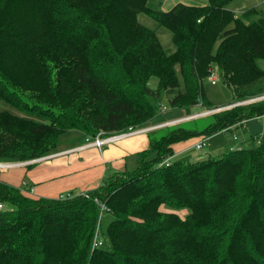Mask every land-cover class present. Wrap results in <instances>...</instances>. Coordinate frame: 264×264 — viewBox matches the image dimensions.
Here are the masks:
<instances>
[{"label": "trees", "instance_id": "1", "mask_svg": "<svg viewBox=\"0 0 264 264\" xmlns=\"http://www.w3.org/2000/svg\"><path fill=\"white\" fill-rule=\"evenodd\" d=\"M229 1L161 10L147 0H0V101L43 119L1 109L0 161L53 153L68 129L108 136L147 126L162 91L173 105L208 106L202 80L212 68L236 100L264 91L251 88L264 78V13L237 15ZM138 13L170 31L173 50ZM210 115L197 128L160 126L134 168L84 192L32 197L0 181V202L14 206L0 209V264H264V137L172 159L177 142L263 116L264 99ZM104 211L112 218L101 230ZM96 229L103 243L92 248Z\"/></svg>", "mask_w": 264, "mask_h": 264}, {"label": "rangeland", "instance_id": "2", "mask_svg": "<svg viewBox=\"0 0 264 264\" xmlns=\"http://www.w3.org/2000/svg\"><path fill=\"white\" fill-rule=\"evenodd\" d=\"M207 0H147V4L155 9H161V10H167L171 8L176 3H185V4H192V5H202L205 4ZM226 7L230 8L234 11L235 14L241 15L246 9H249L251 7H254L258 12L262 11L264 13V1L262 0H230ZM260 13L252 12L250 15V20L256 19ZM137 20L144 26H147L148 28H151L154 30L155 34L158 37V40L162 46V48L170 52L174 49V45L171 41V33L168 29L158 25L150 16H148L145 13H138L137 14ZM258 66L264 71V58H259L257 60ZM175 69L178 70V66H175ZM212 73L215 74L214 79H210L208 76L203 78L202 84L205 90V97L208 102V106H205L203 104L199 105H192V106H182L179 105H173L168 102V97L164 92L162 91L159 96L153 97L150 100L152 103L157 107L158 113L154 116L152 120H150L147 124V126H144L142 128L138 129H132L134 132L133 134H129L127 136H124L119 139H124L123 142L127 140H131L132 142H129L128 144L132 147L139 148L140 150L143 148H146L148 146V141L151 136L156 135L157 133L164 131L165 129H159L160 126L168 125L165 122H180L183 121L181 124L184 125L187 128H197L203 126L205 123L209 122L211 120V115L213 110L216 108H219L221 106H225V108L233 107L235 105H241L243 104V101H247L250 99H253L261 94L264 93V91L259 92L256 95L251 96H245L242 99L236 100V94L231 86L227 85L223 79L221 74L219 73L218 69L212 68ZM179 76V75H178ZM180 86L181 87V78L179 79ZM156 82L155 77H151L149 84H154ZM264 88V78H260L257 80L251 88H257V87ZM169 96V95H168ZM240 103V104H237ZM157 104V105H156ZM164 105V109H160V106ZM208 108V109H207ZM1 109H8L11 112L21 115L23 117H31L32 119L42 121L43 119L40 117H37L36 115H31L25 111H20L16 109L13 106H10L2 101H0V110ZM212 110V111H210ZM177 116V117H176ZM171 117H175L170 119ZM257 117V116H255ZM185 120V121H184ZM247 121V120H246ZM150 126H154L149 128ZM244 126V127H242ZM242 126L236 127L233 131L236 133V135H240V140H246V143H244L243 147H248L253 145L257 142V140H260L264 137V118L261 117L260 119H249L248 122H244ZM167 127V126H165ZM135 128V127H133ZM158 129V130H157ZM129 130V128H128ZM131 130V131H132ZM149 131V132H147ZM152 131V132H151ZM232 131V132H233ZM232 132H225L219 134H212L209 138L205 140L204 146L202 148L197 149L192 145H188L184 149L180 150V152L174 153L172 155V159H199L201 157L207 156L209 154L211 155H219L222 154L224 151L228 150L230 148V145L234 144L235 141L232 139ZM255 136V139L252 140L250 137L251 135ZM93 136H87L82 131L78 129H68L62 132L57 137L56 146L54 150L58 149H66L68 147H72L78 144H84L87 139L92 140ZM102 137V136H101ZM87 138V139H86ZM117 139V140H119ZM115 140V141H117ZM190 140V139H187ZM113 142V141H107ZM190 143V142H189ZM188 143V144H189ZM235 147V146H233ZM53 151V150H52ZM54 153V152H53ZM52 153H48L46 155H49ZM43 155V156H46ZM135 155V154H134ZM40 156V157H43ZM136 156V155H135ZM40 157H37L39 160ZM137 158V157H136ZM35 161V160H34ZM33 162V161H32ZM127 169H132L136 166V163H131V158H127ZM31 163V162H30ZM29 164V163H28ZM107 166H110V164H107ZM6 167L0 168V170L5 169ZM111 169V166H110ZM112 172L107 170L105 174ZM68 191H63L60 194L66 195ZM4 209L7 210H14V206H12L10 203H4L3 205ZM161 209L168 210L166 207H162ZM173 210V209H172ZM177 213H179L181 216H184L187 213V209H176L174 210ZM112 216L109 212L104 211L100 214V226L101 230H104L109 220H111Z\"/></svg>", "mask_w": 264, "mask_h": 264}, {"label": "crops", "instance_id": "3", "mask_svg": "<svg viewBox=\"0 0 264 264\" xmlns=\"http://www.w3.org/2000/svg\"><path fill=\"white\" fill-rule=\"evenodd\" d=\"M261 117L264 118V115L249 119L256 120ZM172 118L175 117L170 119ZM249 119L238 126H242ZM231 135L235 142L230 145V148L244 146L246 140H240V135L237 136L234 131ZM250 138L254 140V134ZM124 139L103 143L100 147L93 144L86 145V141L81 145L78 144L63 150L58 149L48 157L35 160L29 164L15 165L0 170V181L15 186L24 194L32 197L54 198L63 191L93 189L113 171L127 169V158H131L132 164L137 163L136 152L140 149L129 145L131 140L123 142ZM198 139L190 138V140L173 144V153L180 152L188 145L193 146ZM107 164H110L111 169ZM107 170L112 172L105 174Z\"/></svg>", "mask_w": 264, "mask_h": 264}, {"label": "built area", "instance_id": "4", "mask_svg": "<svg viewBox=\"0 0 264 264\" xmlns=\"http://www.w3.org/2000/svg\"><path fill=\"white\" fill-rule=\"evenodd\" d=\"M264 1V0H262ZM210 79H214L216 76L214 73H211L209 76H208ZM261 99H264V93L253 98V99H250L247 101H243L242 103L243 104H246V103H249V102H252V101H257V100H261ZM237 104H240V103H237ZM223 108H225V106H221ZM165 106L162 105L160 106V109H164ZM222 108V109H223ZM258 117V116H257ZM166 124H171V123H175V122H170V121H166L165 122ZM138 130H141V129H138ZM131 133H134V131L132 130H129V131H126V132H117V133H113L111 135H108V136H103V132L102 131H99L98 133H96V135H94L92 138V140H88L87 138V143L86 145L88 144H93V145H96L98 147H100L103 143L107 142V141H115L119 138H122L124 136H127ZM102 136V137H101ZM208 138V136H202L200 137L198 140H196L193 144V146L197 149H200L202 148V146H204L205 144V140ZM34 160L38 159V158H33ZM42 159V158H40ZM32 160V159H31ZM29 162H32V161H28V160H25V161H9V162H5V161H0V168H3V167H11V166H15V165H25V164H28ZM170 163V156L165 158L162 162H160L159 165L161 164H165V165H168ZM32 189V188H31ZM81 192H84V191H81ZM69 195V193H67L66 195H61L59 194L58 195V198H64L65 196ZM3 208V203L0 202V209ZM101 208H103V205H101ZM103 243V239L102 237L99 235V232H98V229H96L95 233H94V238L92 240V248H95V247H99L101 246Z\"/></svg>", "mask_w": 264, "mask_h": 264}, {"label": "water", "instance_id": "5", "mask_svg": "<svg viewBox=\"0 0 264 264\" xmlns=\"http://www.w3.org/2000/svg\"><path fill=\"white\" fill-rule=\"evenodd\" d=\"M223 107H219V108H215V109H213V110H219V109H222ZM210 111H212V110H210ZM151 127H154V126H150L149 128H151ZM50 155V154H49ZM49 155H46V156H43V157H40V158H45V157H48ZM39 158V159H40ZM28 161H34V159H30V160H28ZM30 163V162H29Z\"/></svg>", "mask_w": 264, "mask_h": 264}]
</instances>
